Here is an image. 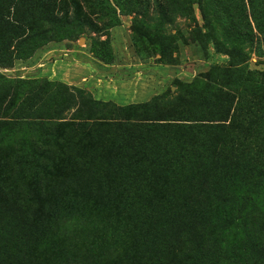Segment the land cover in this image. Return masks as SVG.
Returning <instances> with one entry per match:
<instances>
[{
  "label": "rangeland",
  "instance_id": "obj_1",
  "mask_svg": "<svg viewBox=\"0 0 264 264\" xmlns=\"http://www.w3.org/2000/svg\"><path fill=\"white\" fill-rule=\"evenodd\" d=\"M17 1L27 39L0 65V81L25 85L0 117L9 132L0 165L12 187L31 188L39 207L57 196L68 205L84 200L60 222L39 207L31 222L24 212L6 216L29 246L42 238L30 264H57L68 252L80 264H122V199L139 186L176 182L193 183L190 195L202 202L185 208L186 228L193 233L203 206L195 228L206 224L212 264H248L249 232L261 230L247 214L264 210V192L240 186L243 215L232 206L210 210L219 195L196 184L209 178L216 136L230 138L240 125L264 139V0H184L175 15L173 0H0L7 47L19 36L6 19ZM135 74L142 78L131 86L118 76ZM157 95L147 109L120 108ZM183 161L195 171H169ZM12 243L0 245V264H16Z\"/></svg>",
  "mask_w": 264,
  "mask_h": 264
},
{
  "label": "trees",
  "instance_id": "obj_2",
  "mask_svg": "<svg viewBox=\"0 0 264 264\" xmlns=\"http://www.w3.org/2000/svg\"><path fill=\"white\" fill-rule=\"evenodd\" d=\"M262 1L257 0L259 4ZM172 5L174 15L183 13L184 0H173ZM7 9L6 19L10 21L9 23L18 25L19 36L14 39L13 45L10 42V47H7L6 44L4 46L1 42V66L9 62L12 57L13 59L17 58L16 48L27 39L24 25L19 20L18 1L17 3L12 2V5ZM151 22L149 20L148 24ZM24 85L25 82L22 81H0V94L4 93L2 96L0 95V99L8 100L0 102V117H5L3 114L12 100H19L15 97L17 94H21L19 87ZM159 98L160 96L157 95L147 104L120 108L143 106L146 107L144 109H147L155 105ZM7 126L8 123L0 122V144L2 145L6 143V137H9ZM236 128L237 134H233L230 138L226 132L213 139L211 144L214 148L206 154L207 166H212L207 170L210 179H203L202 183L196 185L207 188L210 191V196L213 190L219 195V198L215 197L207 202L210 210H214L218 205H224L223 208L232 206L236 211H239L238 214L245 215L249 210L248 204L245 205L248 197L241 191L240 186H250L264 192V139L255 140L251 132L246 128L243 129L240 125ZM225 130L228 131L229 126L221 127V131ZM185 168L195 171L194 167L186 165L184 161L179 166L170 168L169 171L180 173ZM193 185V183L181 184L179 182L144 185L139 186L137 196H127L122 199L123 203L121 202L120 206L122 222L119 229L125 233L122 241L126 243V249H128L125 254L127 260L122 264H194L201 260L204 264H212L211 259L214 258L212 238L208 236L206 224L204 223L202 228H195L201 221L198 212L203 206L197 209L193 218L195 220L193 233H191L190 227L186 228L185 208L187 206L193 208L199 202L202 203L190 195ZM136 187L138 188V185ZM30 191L31 188H26V186L12 187L6 167L0 165V245L14 241L12 245L15 246L16 264H30L27 254L31 255L42 243L41 237L40 239L35 238L36 244L32 243L29 246L30 239L14 234L13 226L6 219V216L24 212L27 221H32L39 204ZM197 193L195 197H198ZM61 197L57 196L49 200L48 203L40 205L39 214L54 222H60L65 218V210L68 213L84 205L83 198H76L72 205H68ZM257 212L260 214H247L256 222V229L261 230L255 233L250 230L248 235V246L250 247L252 244L257 250L255 249L253 252L255 256L250 258L248 247L249 255L243 254V263L264 264V210ZM237 221L240 222V218ZM71 261L72 264H80L72 252L65 254L57 264H70Z\"/></svg>",
  "mask_w": 264,
  "mask_h": 264
},
{
  "label": "crops",
  "instance_id": "obj_3",
  "mask_svg": "<svg viewBox=\"0 0 264 264\" xmlns=\"http://www.w3.org/2000/svg\"><path fill=\"white\" fill-rule=\"evenodd\" d=\"M39 66H41V65H39ZM118 76H119V78L123 79L127 84H129V86L132 85V82L136 83L137 81H140L141 78H142V76H139V75H136V74L132 75L131 77H128V78L124 77L122 75H118ZM70 84H72V83H70ZM144 86L146 87V85H144ZM79 87H80V85H79ZM84 88H86V87H84ZM87 89L89 90L90 88H87Z\"/></svg>",
  "mask_w": 264,
  "mask_h": 264
}]
</instances>
